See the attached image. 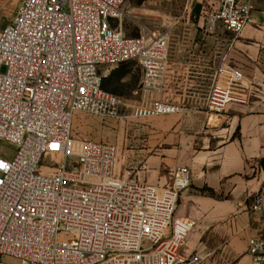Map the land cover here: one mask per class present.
I'll list each match as a JSON object with an SVG mask.
<instances>
[{
	"label": "built area",
	"instance_id": "2783aa9c",
	"mask_svg": "<svg viewBox=\"0 0 264 264\" xmlns=\"http://www.w3.org/2000/svg\"><path fill=\"white\" fill-rule=\"evenodd\" d=\"M264 0H216L201 29L238 37L254 22ZM126 0H22L0 33V264H202L198 251L184 254L188 230L176 223L180 199L192 186L188 166L174 169L164 186L141 177H119L118 147L78 140V113L121 119L124 98L103 87L107 73L135 62L143 72L148 107L160 115L178 107L157 98L166 91L172 32L144 26L128 37L116 24ZM227 75L228 85L219 83ZM244 72L221 65L205 109L221 113L231 103ZM50 156L57 166L43 161ZM43 169L49 172H44ZM264 217V179L250 204ZM248 252L264 264V237H252ZM3 257L15 261L3 262Z\"/></svg>",
	"mask_w": 264,
	"mask_h": 264
},
{
	"label": "crops",
	"instance_id": "0c3cea01",
	"mask_svg": "<svg viewBox=\"0 0 264 264\" xmlns=\"http://www.w3.org/2000/svg\"><path fill=\"white\" fill-rule=\"evenodd\" d=\"M180 35L189 38L171 44L166 91L157 98L170 104L193 98L198 86L194 78L221 65L244 72L242 85L254 84L252 98L247 104L231 103L221 113L180 105L164 114L171 123L160 126L163 149L148 159L146 168L157 186H165L178 166L192 172V186L182 195L175 216L188 230L185 256L198 251L203 259L258 264L248 246L250 238L264 237V217L250 211L264 179V1L238 37L222 29L205 35L200 28ZM225 36H234L233 43H225Z\"/></svg>",
	"mask_w": 264,
	"mask_h": 264
},
{
	"label": "rangeland",
	"instance_id": "374dc122",
	"mask_svg": "<svg viewBox=\"0 0 264 264\" xmlns=\"http://www.w3.org/2000/svg\"><path fill=\"white\" fill-rule=\"evenodd\" d=\"M22 0H0V33L14 18ZM216 0H126L123 4L122 19L116 24L122 27L128 37L140 35L144 26H169L173 42L181 38L186 29L200 28L203 24L204 13L209 10ZM234 36H225L224 42L233 43ZM216 69H207L203 74L197 75L194 80L198 83L193 98L185 97L177 100L175 106L194 107L203 109L209 92L215 83ZM226 77V78H225ZM143 72L135 62L121 64L109 71L103 80V87L124 98L127 107L123 114L128 117L121 119H103L86 113H78L72 124L73 135L78 140L106 141L115 144L119 149L117 173L119 177H141L148 183L156 181L153 174L148 171V159L157 156L162 150L160 126H165L171 121L165 119L164 114L145 115L137 109L148 107L142 94ZM193 79V78H192ZM223 82V83H221ZM226 82V83H225ZM227 75L220 77L219 83L228 85ZM249 81L244 82L241 88L235 90L236 94L248 100L252 97V88ZM244 86V87H243ZM247 88V89H246ZM202 107V108H201ZM164 132V133H163ZM0 149L12 155L15 147L0 140ZM44 164L53 165L52 172L57 166L50 156L43 161ZM44 172H49L43 169ZM156 184V183H155ZM159 186V185H158ZM164 187V186H159ZM249 253V252H248ZM251 257V256H250ZM13 259L3 257V262L12 263ZM246 259H203L202 264H247Z\"/></svg>",
	"mask_w": 264,
	"mask_h": 264
},
{
	"label": "bare ground",
	"instance_id": "6f19581e",
	"mask_svg": "<svg viewBox=\"0 0 264 264\" xmlns=\"http://www.w3.org/2000/svg\"><path fill=\"white\" fill-rule=\"evenodd\" d=\"M226 78V77H225ZM221 83H223V82H221ZM226 83V82H225Z\"/></svg>",
	"mask_w": 264,
	"mask_h": 264
},
{
	"label": "water",
	"instance_id": "95a60500",
	"mask_svg": "<svg viewBox=\"0 0 264 264\" xmlns=\"http://www.w3.org/2000/svg\"><path fill=\"white\" fill-rule=\"evenodd\" d=\"M231 34H233V33H231Z\"/></svg>",
	"mask_w": 264,
	"mask_h": 264
}]
</instances>
